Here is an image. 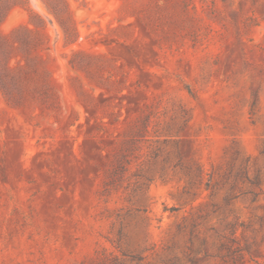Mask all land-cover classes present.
<instances>
[{"label":"rangeland","instance_id":"obj_1","mask_svg":"<svg viewBox=\"0 0 264 264\" xmlns=\"http://www.w3.org/2000/svg\"><path fill=\"white\" fill-rule=\"evenodd\" d=\"M0 264H264V0H0Z\"/></svg>","mask_w":264,"mask_h":264},{"label":"trees","instance_id":"obj_2","mask_svg":"<svg viewBox=\"0 0 264 264\" xmlns=\"http://www.w3.org/2000/svg\"><path fill=\"white\" fill-rule=\"evenodd\" d=\"M24 74L28 75V76H31V77H34L32 76L30 73H28L27 71V68H24ZM38 70V67L37 65L35 66V71L37 72ZM38 79L37 78H34L31 83H27V82H24L22 81L21 79L18 78V89H20L21 91H25V90H33L34 89H37L38 87Z\"/></svg>","mask_w":264,"mask_h":264}]
</instances>
